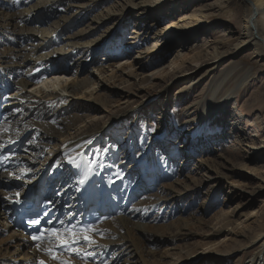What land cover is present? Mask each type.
<instances>
[{
  "label": "bare ground",
  "instance_id": "obj_1",
  "mask_svg": "<svg viewBox=\"0 0 264 264\" xmlns=\"http://www.w3.org/2000/svg\"><path fill=\"white\" fill-rule=\"evenodd\" d=\"M112 1L0 0V99L5 90L8 92L0 103V145L3 146L0 147V154L10 152V157L0 166V234L4 236L0 242L10 247L16 244L13 255L20 258H12L13 255L4 257L10 253L7 247L0 245V264H40L41 261L47 264L52 260H48L52 256L46 255L48 250H55L58 244L63 243L55 234L34 246L17 229L13 207L25 193L34 198L48 196L53 221H59L58 226L62 225L59 230L61 237L66 234L65 227H75L79 231L88 209L96 208L103 215H110L109 221L92 227L95 231L99 230V235L89 233L93 243L85 248H89L92 257L99 256L96 264H218L213 255L217 252L223 255L217 260L227 264L238 245L232 246L224 240L237 236L240 226L236 221L231 222V215L223 212L212 218L207 223V238L196 244H186L183 243L186 239L198 237L196 232L189 231L193 227L200 229L196 227L197 220H194L195 225L186 222L189 220L178 219L167 226H156L165 217L151 215L161 204L166 208L170 206L174 216L179 215L182 196L175 191V187L180 186L178 181L162 184L155 194H151L156 199L142 208V214L139 208L145 197L141 201L138 199L155 191L157 185L167 180V177L158 174L165 168L173 170L171 165L176 159L186 164L197 156L200 158L199 169L211 171L208 162H211L209 156L213 154L204 143L209 141V136L203 140L205 128L202 125L214 122V127L220 125L222 130L232 129L231 123H225L222 118L230 115L224 111L225 104H229V100L245 87V80L251 72L234 60L240 54L249 52L252 59L264 64V0H241L240 31L234 41L228 37L230 33L224 32L222 37L213 40L208 52L198 55V51L197 55L190 56L191 52L205 47L208 39L201 41V47L188 49L189 38H177L175 44L159 48L160 56L167 55L170 60L165 64L163 59L151 64L142 63L139 59L143 53L138 51V46L132 50V55L135 54L138 60L127 61L131 53L127 51L140 31L133 29L137 31L136 37L129 41L131 37L127 38L124 22L132 12L137 20L140 19L142 29H150V24L157 25L163 19H170L171 12H162L168 0H124L119 7L108 6ZM186 18L192 23L201 20L199 15H185ZM173 20L165 28L169 36L171 33L175 36L176 28H180L179 22ZM51 22L54 23L50 25ZM189 24L190 28L194 26ZM81 25L85 27L74 31ZM145 35L144 32L142 37ZM217 46H223L225 50L219 51ZM152 49L158 48L154 46ZM101 52L104 55L96 69V76L91 74L94 79L80 78L78 71L95 62ZM204 76L210 77L206 91L208 96H205L206 100L192 104L189 101L194 88ZM231 85L233 88L229 90ZM42 89L49 91L44 95ZM162 97H165L164 100H161ZM161 101L166 119L171 117L170 110L177 104L182 108L171 128L157 129V138L151 141L152 145L161 148L172 140L168 147L159 150L163 155L157 157L151 153V145L148 150L143 149L145 140L148 144L151 138L140 139L137 118L146 110H154L153 107L160 105ZM211 101L213 108L215 106L213 110L208 108ZM216 103L222 104L221 107ZM203 107H206L205 111L199 112L201 116H198V108ZM209 119L212 121L208 123ZM129 122H132L130 126ZM4 128L8 131H2ZM226 130L223 131V138L232 133L227 135ZM184 136L188 138L185 140ZM195 139L203 143L198 146L188 144ZM135 155V163L128 172L124 170L122 173L121 169L125 165L127 167ZM69 158L74 159L78 166L83 163L91 170L84 184L77 182L75 170L78 166L69 164ZM148 161L151 166H147ZM139 163L143 165L140 174L132 181L131 172ZM261 177L253 194L264 193V177ZM145 181L150 182L145 184ZM45 182L50 185L47 190L43 189ZM229 195L230 202L238 198L235 188L229 191ZM126 199L131 201L129 206L125 203ZM109 201L115 203L118 216L109 211ZM237 208V205L233 208L234 212ZM187 224L190 229H183ZM262 225L260 229L264 227ZM221 234H225L222 240L219 239ZM248 238L250 241L242 243L251 247L255 255L245 264H264V232L252 233V237ZM82 242L81 238L79 245ZM178 242L182 244L179 246ZM164 243L168 247L161 252V256L149 249L151 245L157 247ZM129 250L136 256H130ZM208 251L212 253L200 256ZM81 254L82 258L88 256ZM108 254L110 257H107ZM66 261L70 264L78 262L73 258Z\"/></svg>",
  "mask_w": 264,
  "mask_h": 264
},
{
  "label": "rangeland",
  "instance_id": "obj_2",
  "mask_svg": "<svg viewBox=\"0 0 264 264\" xmlns=\"http://www.w3.org/2000/svg\"><path fill=\"white\" fill-rule=\"evenodd\" d=\"M144 1H146V0H144ZM112 2L113 3L108 4V6L113 4L114 6L117 5V7H119L120 3H123L125 1L124 0H120V1L119 0H113ZM156 4H158V3H156ZM101 8L103 9V6ZM65 10L67 11V9H65ZM79 12H77L76 14H78ZM162 12L165 14H167L168 12H171L170 19H163L162 23L160 22L157 25L150 24V27H151L150 29H145V28L142 29L141 28L142 25H140V19L137 20L136 16L132 12L130 13V17H128V19L124 22V24L127 26L126 34L129 36V37L127 36V38L131 37L130 39H128L129 41L135 40L137 31H135L133 29L139 30L140 34L138 35L137 39L134 42H132V45L130 46L129 50L127 51V52H131L129 54L130 57L128 58L127 61L131 62L132 60H138L135 58L136 57L135 54L132 55L133 48L138 46V47H140L138 51H141L143 53L141 55V59H139L142 61V63L151 64L154 61H159L160 59H163V60H166V61H162L165 64L170 60L167 59V57H166L167 55L160 56V53H159L160 49L159 48L164 47L170 43L175 44L177 38H179V39H183V38L188 39L189 38L191 46L189 45L188 49H190L192 47L195 48L196 46L201 47L200 46L201 41L203 39H205V40L208 39V44L205 47L200 48L202 50L199 49L197 51H194V53L191 52L190 56H192L194 54L197 55L198 51H199L198 55H203L204 52L205 53L208 52L209 49L213 45L212 44L213 40L216 39V37L219 38L218 36L222 37L224 32H225V34H228V35L230 33V35L228 37H231V39L234 41L235 38L237 37L239 31H240V24H241L243 7H242L241 0H168L165 2L164 6L162 7ZM185 15H188V16L199 15L201 20H199V22H197V23H192L187 18L184 19ZM171 19H174L173 22H175V23L179 22L178 26H180V28L179 27L176 28L175 36H172L173 33H171L170 34L171 36H169V33H167L165 31V28L168 27V25H170ZM53 23L54 22H51L50 25ZM189 23H192L194 26L191 28L188 27L187 25ZM192 24H189V25L191 26ZM83 27H85V25H81L80 27H77L78 29L76 28L74 31H78L79 29H83ZM46 28H48V27H45V29ZM144 32L146 33V35L142 37V34ZM165 32H166V34H165ZM144 40H146V41H144ZM139 42H140V44H139ZM229 45H231V44H229ZM229 45H227V46H229ZM154 46H156L158 49H155V50L152 49V47H154ZM217 48L219 51L225 50V47H223V46H217ZM103 55L104 54L102 52L97 54V56H96L97 60H95V62H93L91 65L85 66L81 72L78 71V73L81 74L80 78H87L88 77L90 80L94 79L93 76H96V69L101 64V59L103 58ZM148 55H149V57H148ZM234 62L240 63L241 66L244 67L245 70L250 69L251 72L249 73L247 79L245 80V84H244L245 87L241 88V90L236 94L235 98L229 100L230 101L229 104H225L226 107H225L224 111H227V114L229 113L230 115H228L227 117H222V118L225 121V123H227V124L231 123L232 129L226 130V128H225L224 130H226L227 135L229 132H232V133L229 134L228 137H225L226 139L223 138V135H224L223 131L224 130L221 129L220 125H218L217 127H214V122L209 123V121L211 122L212 119L207 120L209 124H207V122H206L205 125H202L205 128L203 131V133L205 134L204 135L205 137L203 138V140L204 139L206 140L209 136V138H208L209 141L207 140L204 143H205V145L209 146V149L211 150V153L213 154V155L209 156L210 158L208 157L209 159H211V162H208V165H209V168L211 171H209L206 168L199 169L198 165H199V159L200 158L197 156L192 158L191 161L187 162L186 164L185 163L181 164V161L176 159L174 161V163L171 165V166H173V168H172L173 170H168V168H165V171L160 170V172L158 174L159 176L167 177V180L162 182L160 185H157V188L155 189V191L149 192L147 194V196L146 195H144L143 197L141 196L138 199V201H141L140 199L145 197L144 199H142L143 204L139 208L140 214H142L144 212V210L142 208L143 207L145 208V205H147L150 202L152 203V201H155V199H156L151 194H155L162 184H170V183H174V182L178 181V184L180 186H176L175 191H176V193H180L181 195L180 194L179 195L182 196V198L180 199L181 201L179 203L180 207H182L180 209L182 214H180L181 212H179V215L174 216V213H172V209L170 206H168V208H169L168 209L165 207V205L161 204L159 207L155 208L156 211H154L151 214L153 216H157L158 214H160L159 216L164 215V217H165L162 219L163 221L160 220L156 224V226H167V225H170V224L176 222L178 219L179 220L184 219L185 221L189 220V222L188 221H186V222L189 224L194 223V225H195L196 221H194V220H197L196 227H199L200 229H198V228L195 229V227H193L191 230H189L190 229L188 226L189 224H187V226L185 225L183 228V229H187L189 231L196 232L198 235V237L196 236L194 239H192V238L186 239L183 243L193 244L195 242V244H196V242L197 243L200 242L201 239L207 238L205 236L207 233L206 231H207V223H209L208 221H212L215 217H218L221 213L226 212L232 216V218H230V220H232L231 222L236 221L237 224H240V226H239L240 229L238 228V233H237L238 235L233 236L232 238L226 237L224 240L228 243H231L232 246L238 245V247L235 250H233L234 255L230 259L229 263L227 262V264H245L249 260V258L254 257L255 254L251 250V247H248L247 244L244 245L243 243H246V241H250V238H248V237L249 236L252 237V233H253V235H255L260 231L264 232V227H263L264 226V193L260 192V193L253 194L255 192V190H257V188H258L257 187L258 184H260L258 182V180L262 179L261 176L264 177V156H263L264 155V64L257 62L256 59H252L249 56V52H244V53L240 54L236 58V60H234ZM226 64H231V63L226 62ZM221 67H223V66H221ZM71 70H73V69H71ZM67 77H70V76H67ZM204 78H203L202 82L194 88V91L192 93V97L189 101L192 104H196L198 102H201L202 99L206 100V97L208 96L206 94V91L208 90V87H209L208 81H209L210 77L204 76ZM232 88H233V86L229 87V90ZM42 91L44 92V95H45L48 93L49 90L42 89ZM225 94L227 95L228 92H226ZM174 95H176V94H174ZM226 95H224V97L222 99H224ZM67 98H68V96H67ZM164 98L165 97H162L161 100H164ZM216 100H218V99H216ZM167 101L168 100H166L165 102H167ZM208 103H209L208 108L210 107V109L213 110L215 108V106H214V108L212 106V105H214L213 101L208 102ZM216 105H218V107L220 108L222 104L216 103ZM161 108H163L162 101H161L160 105L153 107L154 110H152V111L146 110L142 114V116H144V117L141 116V117L137 118V119H139L138 124L140 123L139 126L137 127V129H138L137 133H138V136L140 137V139L141 138L143 139V137L144 138H146V137L151 138V140L148 144H146V140H145V146L143 145V149L146 148L148 150L150 148V145H151L152 151H153V149H156L158 151L160 149H164V148L168 147L170 145V143L172 142V140H171L169 143L162 146L161 148H158V146H154L151 143V141H154L157 138V136L155 134H156V131L158 128H161V127L171 128L173 126L175 117H177L178 114H180L182 107H181V105L177 104L176 107H174L172 110H170L172 112L171 117L167 116V119L165 118V113L164 112L162 113ZM205 109H206V107L198 108V116H201L199 114V112H204ZM214 113H215V111L213 112V114ZM213 117H215V116L213 115ZM147 120H149V121H147ZM130 123H132V122H129V124H128L129 126H130ZM142 123H143V125H142ZM135 124H136V122L134 121L133 125H135ZM171 124H172V126H170ZM149 125H150V127H148ZM213 127H214V129H213ZM146 128H147V130H146ZM153 135H155V136H153ZM237 135H238V137H236ZM187 138H188V136L185 137V140ZM236 139H237V141H236ZM174 141L175 142L177 141L175 144L178 143L177 139H175ZM120 142L121 141H119V143ZM181 142L184 143L183 140H181ZM190 143L192 145L198 146V145L202 144L203 142L199 143V140L195 139V142L194 141L188 142V144H190ZM110 145L111 144H109V146ZM178 147H179V145H177L175 147L176 152L178 150ZM201 147H202V145H201ZM201 147H197V148L199 149ZM116 150H117V152H119L118 147ZM154 153L156 155L155 151H154ZM158 153H159V151L157 152V155H156L157 157H158V155H163L162 154L163 152H161V151L159 154ZM167 156H169V155H167ZM204 158L206 159L207 157H203V159ZM159 159H160V157H159ZM119 160H120V157H119ZM136 160H137V158L135 155V157L132 158V160L128 162V164H127L128 168L125 165L121 169V172L123 173L124 170L126 172H128L130 166L133 165ZM163 160H164V158L162 160H160L161 165L163 164V162H162ZM215 162L217 165L215 164ZM55 163H56V161L54 162V164ZM219 163H221V164H219ZM53 168H54V165H53ZM217 169L220 171H217ZM227 169H229V170H227ZM51 171H52V169L49 171V173H51ZM246 171H249V172H246ZM256 173H257V175H255ZM133 175L136 177L137 173H134ZM205 175L206 176L211 175L212 177L210 176L211 178H206ZM201 182H202V184L200 185ZM197 184H199L200 186ZM194 185H197V186L194 187ZM184 186H186V187L188 186V188H186ZM233 186H234L235 190H237L238 198L234 199L233 201L231 200V202H230L229 191L231 189H234ZM49 187H50V185L47 182L43 183V189L47 190ZM54 188L56 189V187H54ZM189 188H191V189H189ZM241 195L244 197L241 198ZM236 205L239 208H237L234 212L233 208ZM171 213H172V215H171ZM165 219H167V220H165ZM190 220L193 222H191ZM149 225H153V223L149 224ZM261 225L263 228L260 229ZM247 226H249V227L246 228ZM65 228H68V227H65ZM250 229H252V230H250ZM98 231L99 230H96L95 233L92 235L93 236L99 235ZM222 235L223 234H221L219 237V239L221 238L220 240H222V238L224 239L225 234L223 236ZM245 236H246V238H245ZM241 237L243 240L241 239ZM3 238H4V236H2L0 234V240H2ZM234 238L236 241L232 240ZM237 240L239 241V243H237L238 242ZM242 241H243V243H242ZM234 242H236V243H234ZM180 243L181 242H178L177 244L180 246L182 244V243L181 244ZM0 245H1V247H7V251H9V253H10L9 255L5 254L4 257L7 256V258H9L10 255H13V253L15 252L16 244H13V246L10 247L9 245H4L3 242L1 241ZM86 246H90V245L84 244L80 248H77V249H79L80 254L83 253V255H86L88 253H91V252H88L89 248H85ZM167 247H168L167 244L164 243V244L157 246V247L154 245H151L149 249H151L152 251L155 250V251L159 252V255H160V254H162L161 252H163L165 249H167ZM23 252H25V251H23ZM127 252L130 254V256H132L133 252H131V250H129ZM211 253H212V251H208L205 254H201L200 256L208 255V254L210 255ZM15 254H17V253H15ZM213 255L215 256V261L219 262L218 264H223L222 260H220V261L217 260V258L218 259L223 258V255L221 256V254L219 252H217L216 254H213ZM81 256H82V254H81ZM90 256L88 255L85 258H82L79 255L78 256L75 255L74 253L73 254L71 253L70 255L69 254L68 255L62 254V255H57V258H58L57 260H54L52 257L49 258L48 260H50V259H52V260L50 261V263H47V264H51V263L52 264H59V262L61 260H67L69 258L70 259L73 258L76 261H78L77 264L78 263H80V264H96V261L99 260V256L98 257H96V255H94L93 257L92 256L90 257ZM108 256H110V254L107 255V257ZM135 256L136 255L133 254V257H135ZM11 257L12 258H16V257L18 258V255H15V256L13 255ZM19 257H21V256H19ZM18 259H20V258H18ZM165 261H167V259H165ZM165 261H163V262H165ZM68 264H70V261H68ZM184 264H186V263H184ZM214 264H217V263L215 262Z\"/></svg>",
  "mask_w": 264,
  "mask_h": 264
},
{
  "label": "snow or ice",
  "instance_id": "obj_3",
  "mask_svg": "<svg viewBox=\"0 0 264 264\" xmlns=\"http://www.w3.org/2000/svg\"><path fill=\"white\" fill-rule=\"evenodd\" d=\"M2 131L6 132V131H8V129L4 128V129H2ZM0 147H3V146L0 145ZM68 163L73 164V165H77V162L72 158H69ZM16 195L19 196L20 194L17 192ZM31 223L34 225H39L40 221L39 220H32ZM61 223H63V221H61ZM51 231L54 234H56V237L58 240L61 239V236H60L58 229H52ZM89 233L94 234L95 229L94 228H84V229H80L79 231H77L75 229V227H73L71 229H66V234L63 236V243L59 244L58 247L64 248V249L74 253L75 255H79L80 254L79 249L74 248L73 245L79 244L81 242V238L85 244L91 245L93 243V239L89 235ZM32 239L34 241H37V240H40L41 237L40 236H33ZM48 254L50 256H52L53 259H57V252L54 251L53 249H49ZM88 255H91V253H88ZM40 264H45V262L41 261ZM59 264H68V261L61 260L59 262Z\"/></svg>",
  "mask_w": 264,
  "mask_h": 264
}]
</instances>
